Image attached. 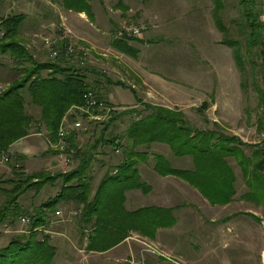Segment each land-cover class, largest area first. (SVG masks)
<instances>
[{
    "label": "trees",
    "instance_id": "16d2710c",
    "mask_svg": "<svg viewBox=\"0 0 264 264\" xmlns=\"http://www.w3.org/2000/svg\"><path fill=\"white\" fill-rule=\"evenodd\" d=\"M62 1L67 9L91 16L88 0ZM213 1L216 27L225 36L221 43L232 50L241 74H248L247 60L253 53L258 55L264 69V0H239L238 6L242 11L239 9L238 17L230 22L232 26H237L235 30L224 21L223 0ZM25 19L23 15H14L0 23L4 32L0 39V51L3 54L10 52L9 56L17 66L22 67V77L0 94V157L7 155L17 141L43 132L50 143L49 151L59 153L61 149V153L70 158L69 162L73 160L74 166L65 174L47 175L45 172L46 177H42L38 173H23L18 165L19 160L13 159L14 164L10 163L12 176L0 180L1 184L11 186L10 189L0 188V193L6 197L0 209V225L15 224L21 213L29 215L32 222L29 234L14 235L8 245L0 247V264H54L57 249L45 231L49 230L47 228L49 224L51 226L57 209L65 205L73 204L82 208V217H88V220L78 222L83 230L90 226L88 251L108 250L123 242L132 230L154 239L159 228L171 227L173 224L168 225L166 221L173 214V209L150 207L128 212L125 208L127 192H150L149 187L141 181L135 157L140 155L137 152L140 147H149L154 143L167 145L176 158L191 157L193 164L191 169H175L165 157L156 156L154 170L163 177L170 175L187 181L212 205L230 204L237 193V178L229 159H234L240 167L249 187V192L242 196V200L260 201L264 205V148L251 147L238 137L226 136L216 130L193 128L183 113L144 104L138 99V104L143 106L142 110L134 108L118 112L116 107L105 102L103 96H97L105 110L91 108L90 116L81 112V108H85L84 94L88 90L97 91L98 81L87 78L89 69L80 67L79 59L65 57V54L70 55L67 51L72 48L68 40L56 47L60 52L56 59H34L26 49L20 33ZM134 41L137 39L114 40L112 48L135 57L138 51L129 44ZM40 53L43 56V52ZM241 78L243 80V76ZM253 81L259 103L263 107L264 91ZM106 82L110 86L127 87L123 82L109 78ZM241 85L246 90L247 81ZM28 102L41 109L38 118L27 111ZM106 112L108 119L103 123L105 127L98 136L95 132L96 138L91 146L80 143L79 139L87 134L83 126L70 130L65 139L59 137L61 128L71 125L72 120L78 117L90 120L91 114L104 116ZM129 114H137L140 118L131 122L122 135L107 137V131L111 130L116 121ZM258 126L264 132L263 114L258 120ZM120 141L125 142L122 144V153L126 158L106 172L92 197L94 177L90 174L94 157L99 154L98 149L103 148L102 153L106 154V146L113 147ZM244 147L252 148L251 153L248 154ZM145 154L141 155L145 157ZM59 179L62 180V186L56 196L46 200L33 213L20 208L19 199L28 191L33 190L39 195L44 185H54Z\"/></svg>",
    "mask_w": 264,
    "mask_h": 264
},
{
    "label": "rangeland",
    "instance_id": "374dc122",
    "mask_svg": "<svg viewBox=\"0 0 264 264\" xmlns=\"http://www.w3.org/2000/svg\"><path fill=\"white\" fill-rule=\"evenodd\" d=\"M10 2L14 4L22 3L30 8V13H33V15L28 17L26 21L35 22L37 19L34 15L41 13L42 18L47 22L46 27L38 30L35 36L25 35L22 38L26 42H31L34 46H37L40 52H43L44 57L40 59H56L52 55L53 51L45 47L46 40L54 42L58 54L60 52L56 47L68 40V45L77 51L75 54H65V57L79 59L78 64L80 67L89 69L86 74L87 78L98 81V87L105 86L106 94L112 93L113 106L117 108L118 112L134 108L142 110L143 106L138 104V99L144 104L162 106L173 112L183 113L185 118L193 125V128L216 130L226 136L238 137L243 143L251 147L260 146L264 148V132L258 129V120L262 117V114L264 116V105L263 107L260 105L253 83V80H255L256 84L264 91V69L261 66L263 64L258 55L253 53L247 60L248 68L246 71H248V74L246 76L241 74L235 64L232 50L221 43L225 36L215 24L213 18L215 3L213 0H129L126 3L130 6L128 8L124 6L123 0H92V7L89 6V14L92 12L94 14L92 13L89 16L86 13L88 17L84 19L86 21L85 26L80 24L83 21L75 14L68 12L69 9L60 0H14ZM223 2L225 7L223 11L224 21L227 26L235 30L237 26H234V24L232 26L230 22L238 17V14H240L239 9L242 11V8L238 6L239 0H223ZM60 13L65 14V28L60 25L61 22L58 19ZM94 15H97L96 19H94ZM262 20L264 21V16ZM80 25L83 26L80 30L81 33L94 31L97 26L98 29L105 30H108L105 26L110 27L111 41L124 38H135L146 42L162 40L164 45L158 49L159 54L157 48L154 47L146 51L142 50L137 58L138 61L134 62L133 60H137L136 58L125 56L113 49L110 44L111 41L107 46L104 45L106 42H101V46H99L100 42L97 46H93L91 43L80 40L74 32L77 29H72V26L76 28ZM29 29L32 30L33 27H29ZM128 29L138 30V36L128 35ZM121 32H124L125 35H122ZM129 44L135 46L136 42H130ZM143 47L148 46L141 45L142 49ZM256 51L255 49L254 52ZM250 62L255 64H250ZM136 70L141 74L143 73L146 79L151 80L152 83L150 82L148 87ZM149 73L164 77L166 86L163 88L158 87L160 83L158 77L151 76ZM107 78L113 81H121L127 87L110 86L106 82ZM245 80L247 81L246 90L241 85ZM131 100H136V102L132 105L119 104ZM100 109L101 111L105 110ZM107 112L104 116L100 115L101 118L98 121L85 120L87 118L82 119V126L87 129V134L79 139L82 145H92L96 134L98 136L105 127L103 123L107 122ZM139 118L137 114H129L117 120L111 130L107 131L106 136L122 135L131 122ZM122 144H125V142H117L113 147L106 146L104 152L112 159L113 157L115 159L122 158ZM160 148L164 147L160 145L151 147L156 152H159ZM244 149L248 154L252 151L250 147H244ZM59 150L58 154L64 157L65 165L62 168L58 167L61 168L59 171L40 169L38 174H41L42 177H46V173L47 175L65 174L73 169V163L67 161L70 158L67 154L61 153V149ZM102 151L103 148L98 149V152ZM16 152L15 150L11 154ZM170 156L173 157L172 152ZM21 158L26 162L25 156ZM51 160L52 156L49 155L42 163L51 164ZM228 161L237 178V193L231 202L233 203L231 206L229 204H227L228 206L212 205L194 186L183 179L181 180L187 184L176 179L171 182L172 185H167L168 187L171 186L169 191L166 186L165 189L169 195H175V204L182 202L179 197V190L185 201L193 202L195 196L201 194L210 205L218 206L219 208L211 209L194 204V202L191 203L197 208L200 207V211L204 213L207 220H222L230 213L240 214L244 218V220H238V230L236 229L232 234L231 232L228 234L223 233V246L221 253L218 252L216 255L217 257L207 256L200 259L196 256L193 259L194 264H198V261L201 264H264V205L260 201L242 200V196L249 192V187L234 159ZM10 163L14 164L13 159ZM10 163L3 165L8 168V172L6 174L0 173V180L12 176ZM176 168H181V166ZM179 185L186 186L190 191L184 190L183 193ZM61 186L62 180L60 179L54 185H44L39 195L35 194L34 196L36 197L35 204L40 200L44 202L54 197L59 193ZM0 188L10 189L11 186L0 183ZM32 192L34 191L32 190ZM23 197L19 199V203L20 208L25 210ZM162 197L163 194L160 198ZM5 200L6 197L0 193V209ZM60 208L57 210H60ZM68 214H70L69 211H67ZM64 216L63 212L60 215H57L56 212L53 220L61 221ZM22 217L30 218L29 215L21 213L15 224L4 223L0 225V247L8 245L12 236L22 235L30 229V225L21 222ZM53 227L49 224L47 229H53ZM139 242L144 252L159 255H155L158 264H186L184 258L174 250L173 254L168 251L163 253L146 242ZM182 245V242H179L177 247L180 248ZM146 255L148 256L146 257L147 262L139 258L126 261L124 264H141L143 261L152 264L154 256L151 260L149 256L152 255Z\"/></svg>",
    "mask_w": 264,
    "mask_h": 264
},
{
    "label": "crops",
    "instance_id": "0c3cea01",
    "mask_svg": "<svg viewBox=\"0 0 264 264\" xmlns=\"http://www.w3.org/2000/svg\"><path fill=\"white\" fill-rule=\"evenodd\" d=\"M123 1L126 8L130 7L129 4H126L129 0ZM88 5L92 7V0H88ZM30 12V8L25 4H14L13 2H10L8 0H0V23L7 17L14 15H23L27 19L28 17L33 15V13ZM68 12L71 14H75L80 20H82L83 22L80 23L81 25H86V21L84 20L86 17H88L86 13H77L72 10H69ZM64 15V13H60L58 19L61 22L60 25L65 28L64 19H66V17H64ZM34 17L37 20L33 23H30L25 19V22L27 23H23L21 27L22 32H20L22 38L25 35L35 36L38 30H41L42 27H46L47 22L44 20V18H42L41 13L34 15ZM96 18L97 15H94V19ZM81 25L76 28L72 26V29L78 30H74V32L77 34L80 40L91 43L93 46H97L98 42H100L99 46H101V42H106V44H104L105 46L110 43L109 41H111L112 36L109 30L110 27L108 28V26H105V28L108 29L105 30L98 29L99 27L97 26L96 30L94 31H90L89 33L87 31H84L83 33H81L80 30H82L83 28V26ZM89 25L91 26V24ZM29 27H33V29L30 30ZM3 33V29L0 27V39L2 38ZM113 41L114 39L110 43L111 47ZM135 42L136 45H132L135 49H137V55L135 57L129 56L133 59H137L138 56H140L142 50L146 51L153 47L157 48V52L159 54L158 49H160V47L164 45L162 40H150L146 42L137 39V41H134V43ZM24 45L26 49L33 55L34 59H42L43 56L40 55L41 53L40 50H38L37 46H34L31 42L26 41H24ZM141 45H145L148 47H143L142 49ZM9 53L10 52H8L7 54H3L0 51V94L5 92L12 83L22 77V67L17 66L16 62L9 56ZM133 61H138V59ZM136 71L139 74L140 78L143 80L144 84L148 87L151 80L146 79L143 73L142 75L138 70ZM149 74L151 76L158 77V80L160 82L159 86L157 85L158 87L163 88L164 86H166V79L164 77L156 75L155 73ZM94 92L97 94V96H103L106 102H109L111 105L114 104L111 97L112 93L106 94L105 86H100L99 88H97V91ZM135 102L136 100H131L119 104L132 105V103L134 104ZM26 109L30 114H33L37 118L41 113L40 108L32 106L29 102L26 105ZM157 145H160L164 148H160L159 152H156L155 149H151L152 146ZM49 148L50 143L47 140L45 134L42 132L29 135L28 137L14 143L8 150L7 156L10 157V160H19L18 165L21 166L23 173L28 175L38 173V171L43 168L46 171H50V169H52V171H59V169H61L65 165L64 157L62 155H59L58 153L50 152ZM15 150L17 152L15 154H11V152H14ZM137 152L138 154H140L136 155L135 157V160L137 161V170L139 172L141 181L149 187L150 192L144 193L142 190H132L127 192L125 208L128 212H134L150 207L173 209V214L170 215V218H167L166 221L168 225L169 223H172L173 225L171 227L159 228L154 239H152L151 237L142 236L140 233L132 230L123 242L108 250L102 252L88 251L87 237L89 236V233L91 231L90 226L86 227V229L83 230L81 224L78 223L79 220H88V217H82V208H77L73 204L65 205L62 206L60 210H57V212H60V214H62V212L65 214L63 219L61 221L52 220L51 225L54 226L53 229L45 231V233L50 237L52 245H54V247L57 249L54 264H124L126 261L137 260L139 258L147 262L146 257L148 256L146 254L152 255L149 256L151 260L154 256V262L152 264H158V262L156 261L157 258H155V255L157 254L144 252V249L139 241L146 242L163 253H165L164 251H168L173 254L172 252L174 250L179 254V256H182L184 258L186 264H194L195 261H193V259L196 256L200 257L201 259L207 256H216L218 252L221 253L224 238L223 233L226 232L228 234L231 232L232 234L233 231H235L236 229L238 230V220H244V218L240 216V214L230 213L222 220H207L204 217V213L200 211V207L197 208L193 205L196 203L202 207H209L211 209H216L219 207L210 205L209 202L201 196V194H197V196H195L196 198H194L195 201H193V205L191 204L193 203L191 201L188 202L186 200L188 202L187 203L185 199L182 198L183 195L178 189L177 190L179 193V197L181 198L182 202L180 204H175V195H169L167 193L169 191V187H171H168L167 185H172L171 182H174V180L176 179H178L179 181L183 180L170 175L166 177L159 175L154 170V167L156 165L155 157H165L175 169L176 167L181 166V168L177 169L182 170L192 168V158H176L174 156L172 157L170 156L171 151L169 147L165 144L158 143H154L149 147H140ZM142 153H146V156L143 157V155H141ZM49 155L52 156L51 164L42 163V161H44V159H46ZM24 156L26 162H24L21 158ZM125 158L126 157L123 155L122 158L115 159L113 157L112 159L109 155H107V153L103 154L102 152H99V154L97 153L95 155L90 174L94 177L92 183V197L96 193L100 181L102 180L106 172L112 167L121 164L125 160ZM71 163H73V160H71ZM3 165L7 164L0 163V173L6 174L8 172V168ZM165 186L168 188V191L165 189ZM179 187L183 193L184 190L190 191V189L186 186L179 185ZM162 194L163 197L160 198ZM34 196L35 192L28 191L23 197L24 207L26 208L25 210H27L28 213H33L35 209L39 208L40 205L45 202L40 200L37 204H35L36 197ZM232 204L233 203H230L229 205L231 206ZM67 211H69L70 214L67 215ZM76 220H78V222H76ZM23 234L29 233L28 231H26V233H22V235ZM179 242H182L183 244L180 248L177 247ZM198 264H201V262L199 263L198 261Z\"/></svg>",
    "mask_w": 264,
    "mask_h": 264
},
{
    "label": "built area",
    "instance_id": "2783aa9c",
    "mask_svg": "<svg viewBox=\"0 0 264 264\" xmlns=\"http://www.w3.org/2000/svg\"><path fill=\"white\" fill-rule=\"evenodd\" d=\"M8 1H14V0H8ZM122 35H125L124 32H121ZM127 34L128 35H131L132 37H136L138 36L139 34V31L138 30H134V29H128L127 30ZM120 35V36H122ZM45 47L52 50L53 53L52 55L54 57H58V51L55 50V46H54V42H52L51 40H46L45 42ZM77 50L73 49V48H69L67 53L68 54H74L76 53ZM84 99H85V108H81V112H85V114L89 115L90 116V109L91 108H102L104 109V104L102 101L99 100V98L97 97L96 93L93 92V91H87L85 94H84ZM81 114V113H80ZM82 116V114L80 115ZM101 117L98 116V115H92L91 114V118H89L90 120H99ZM82 127V119L81 117H78L77 119L75 120H72V124L71 125H67L63 128H61L60 130V133H59V137L62 138V139H65L67 137V135L69 134V131L70 130H77V129H80ZM70 159H68L67 161H69ZM11 160H10V157L7 156V155H2L0 157V163L2 164H8L10 163ZM57 215H60V212H57ZM21 222L24 223V224H27V225H30L31 224V219L29 217H22L21 218ZM141 264H147L146 262H142Z\"/></svg>",
    "mask_w": 264,
    "mask_h": 264
}]
</instances>
